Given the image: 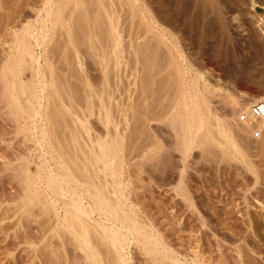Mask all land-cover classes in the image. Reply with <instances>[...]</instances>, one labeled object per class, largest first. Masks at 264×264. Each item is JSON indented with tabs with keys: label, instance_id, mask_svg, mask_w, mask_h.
<instances>
[{
	"label": "bare ground",
	"instance_id": "6f19581e",
	"mask_svg": "<svg viewBox=\"0 0 264 264\" xmlns=\"http://www.w3.org/2000/svg\"><path fill=\"white\" fill-rule=\"evenodd\" d=\"M120 1L122 11L128 13L132 24L143 26L147 32L154 31L152 12L146 0ZM10 2L0 0V49L3 52L0 59V109L14 123V130L23 134L21 141L43 148L51 154L53 162V167L42 175L40 171L33 174L29 162L24 161L18 175L23 184V196L27 199L24 198L25 203L31 204V208L37 206L40 211L39 234L36 235H39L38 242H43V245L40 252L35 250V255L40 256L43 264H51L52 259L59 264H71L70 256H76L77 251L86 264H130L128 249L135 242L156 264H188L164 245L141 216L140 209L135 208V198L132 201V194H127L129 178L124 177V166L131 157L123 147L135 150L133 158H139V164L151 162L158 145L150 139L152 133L144 135V131L152 121L165 119L175 133L178 149L184 155L194 144L199 147L208 144L209 149H218L227 159H241L259 176L244 140L248 136L253 138L254 128L262 131L259 138H263L264 118L243 122L240 116L248 112L258 98H264V94L245 89L235 95L213 83L205 72L191 63H184L183 54L175 58L171 52L175 42L170 35L171 49L167 56L171 68L168 75L157 79L163 68H158L156 63L159 56L146 54L149 44H145L140 58L143 44L139 52L134 51L136 64L131 66L135 71V74L132 73L135 88L129 93L131 95L126 93L125 87L120 88L123 94L126 93L123 97L128 94V101H119L117 98H122V92L118 81L122 78L120 69L124 67L119 55L123 51L126 53L129 47H126L117 27L118 10L112 7L113 0H46L44 6L34 7L36 18L33 20L25 19V15L23 18V7H31L33 0H24L22 4L20 1L14 7L8 6ZM70 2L75 3L76 13L86 3H90L93 10L90 9L91 13L87 10L86 18L80 23L76 22L78 17L76 19L75 15L70 17L75 13L71 11L67 21L63 17V8ZM41 12H45V16ZM97 12L103 19L95 16ZM217 13L224 24V18L220 12ZM260 19L264 21V17L260 16ZM58 23L65 27L69 35L67 40L62 41L64 44L55 41ZM78 32L81 33L80 39L86 40L91 52L98 56L103 72L99 86L92 84L89 76L83 73L85 70L81 67L79 53L73 51ZM132 46L135 47V43ZM38 47L40 53L37 52ZM27 72H30V77L24 80L23 75ZM164 98L167 99L165 104L162 102ZM215 98L224 103L225 113L216 111ZM92 115L106 126L104 136L92 138L89 125ZM125 131H129L126 136ZM257 146L259 151H264L263 143ZM176 192L183 197L187 195L183 183ZM25 212L33 214L31 209ZM30 242L36 244L31 238Z\"/></svg>",
	"mask_w": 264,
	"mask_h": 264
},
{
	"label": "rangeland",
	"instance_id": "374dc122",
	"mask_svg": "<svg viewBox=\"0 0 264 264\" xmlns=\"http://www.w3.org/2000/svg\"><path fill=\"white\" fill-rule=\"evenodd\" d=\"M12 1L15 4H12ZM20 1L22 4L24 0H11V5L8 6L14 7ZM201 1L146 0V5L150 6L148 8L152 12V28L154 29V31L148 32L143 26H137L134 21L132 24L127 17L128 13L123 10L127 14L124 13L120 7L122 6L120 0H113L114 4L111 2L112 7L119 11H117L118 16L116 17V22L119 23L117 27L122 33L126 47L130 48H126L127 54L123 51L119 55V60L123 62L121 64L124 66L121 67V71L119 70L122 72V78L118 81L119 89L125 87L126 93L133 92L135 71L131 66H135V53L143 44L139 53L140 58L143 56L141 51L145 48V44H149V51L145 50L146 54L152 57L159 56L156 58V63L158 68H163V70H159L157 79L168 75L171 67L167 55H169L168 52L170 53L171 44L169 42L170 35H172L175 45H177V47L172 46L171 49L175 58L183 54L184 63L187 65L191 63L196 69L205 72L213 83L228 89L235 95L245 89L264 94V21L260 19L264 0ZM45 3L46 0H33L31 7L30 5L23 7V18L35 19L34 7H42ZM74 4V2H70L65 5L66 7L64 6L63 17L67 20L72 11L75 13L70 17L75 15L76 19L78 17L76 22H83V19L86 18L85 12L88 10L91 13L90 9L93 10V6L86 3L87 5L85 4L86 6L83 8L76 9L79 12L76 13ZM217 12H220L224 18V24L218 19ZM122 13L126 14L125 17ZM41 14L45 16V12H41ZM97 14L98 12L95 16H98V19H103ZM131 24L135 25L136 29L132 28ZM64 28L58 23L55 38V41L58 42L56 43L60 44V41L64 42L68 39L69 35ZM80 34L76 33L77 41H75L76 46L74 44L73 51L79 53L81 67L86 71L83 73L89 76L92 84L99 86L103 80V72L98 63V56L91 52L86 40L80 39ZM127 34L128 36H126ZM64 35L67 37L65 38ZM134 43L135 47L132 46ZM155 50L156 52H154ZM163 51L165 52L161 53ZM37 52H41L39 47ZM2 55L3 52L0 49V59H2ZM138 63L137 65L141 66ZM127 69H130L129 72ZM29 73L23 75L24 80L30 77ZM112 85L114 86V84ZM123 93L121 94L122 98L119 96L117 100L128 101V94L126 98L123 97L126 93ZM214 100L216 111L221 114L225 113L227 109L224 103L217 98ZM166 101L167 99L164 98L162 102L165 104ZM13 125L14 123L10 118H7L5 111L1 108L0 264H43L40 256L35 255V250H39L43 245V242H38L39 235H36L39 234L38 226L41 217L38 214L40 211L37 206L31 208V204L25 203L24 192H22L23 184L18 175L24 161L29 162L33 174L40 171L42 175L49 170L48 168L53 167L51 165L53 162L51 154L46 153L43 148L33 145L31 142L23 143L21 141L23 134L16 132ZM89 125L91 134H93L92 138L98 135L104 136L107 132L104 123L94 115L89 117ZM144 132V135H147V132L152 133L154 137L152 136L150 139L155 141L158 146L155 148L152 161L149 160V162L141 164H139V158H133L135 150H131L128 146L123 147L125 153H130L128 157L132 159L124 166L126 169L123 167L126 170L124 177L127 176V180L129 178L126 192L128 195L132 194L130 196L132 201L135 198V208L140 209L141 216L144 220L146 219L149 227L156 232L164 245L173 251L178 259L180 258L182 262L188 264H264V151H259L257 146L264 144V135L262 139L255 140L248 136L244 140V144L249 149L250 158L257 166L258 179L241 159H227L218 149L215 151L209 149L208 144H206L207 147H199L194 144L184 155L178 149L175 133L167 125L165 119L152 121L151 126L147 127ZM123 133L126 136L129 131ZM84 136L87 138L86 134ZM217 151L218 153H216ZM181 183L187 190L188 196H184L186 198L176 192ZM25 200L27 199L25 198ZM28 208L31 209L32 215L26 214L25 211L29 210ZM19 225L22 226L18 227ZM21 227L24 229L20 230ZM29 237L31 240L33 239L35 245L31 244ZM128 253L130 264H156L135 242L130 244ZM69 260L71 264H86L78 251L76 256H70ZM55 263L59 264L57 260L52 259L51 264Z\"/></svg>",
	"mask_w": 264,
	"mask_h": 264
},
{
	"label": "built area",
	"instance_id": "2783aa9c",
	"mask_svg": "<svg viewBox=\"0 0 264 264\" xmlns=\"http://www.w3.org/2000/svg\"><path fill=\"white\" fill-rule=\"evenodd\" d=\"M262 119L264 118V98H258L252 105L248 112L243 113L240 116V121H248L249 119ZM262 136V131L258 128L253 130V138H259Z\"/></svg>",
	"mask_w": 264,
	"mask_h": 264
},
{
	"label": "crops",
	"instance_id": "0c3cea01",
	"mask_svg": "<svg viewBox=\"0 0 264 264\" xmlns=\"http://www.w3.org/2000/svg\"><path fill=\"white\" fill-rule=\"evenodd\" d=\"M260 14H261L262 17H264V7H263V9L261 10Z\"/></svg>",
	"mask_w": 264,
	"mask_h": 264
}]
</instances>
